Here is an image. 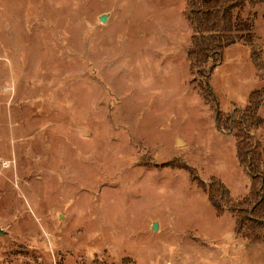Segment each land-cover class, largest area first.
<instances>
[{
  "label": "rangeland",
  "instance_id": "rangeland-1",
  "mask_svg": "<svg viewBox=\"0 0 264 264\" xmlns=\"http://www.w3.org/2000/svg\"><path fill=\"white\" fill-rule=\"evenodd\" d=\"M190 11L0 0V264H264L234 124L264 159V0L202 64Z\"/></svg>",
  "mask_w": 264,
  "mask_h": 264
},
{
  "label": "trees",
  "instance_id": "trees-1",
  "mask_svg": "<svg viewBox=\"0 0 264 264\" xmlns=\"http://www.w3.org/2000/svg\"><path fill=\"white\" fill-rule=\"evenodd\" d=\"M247 0H189L191 4L190 19L198 34L194 37V47L190 53L195 55L197 63H205L211 53H217L222 49L221 30L223 27V15L226 11L242 9ZM239 17V16H238ZM197 56V58H196ZM199 56V58H198ZM214 66H212L213 68ZM211 68V69H212ZM259 91L253 92L252 97L261 96ZM257 107L255 106V109ZM254 110V108L252 109ZM250 109L245 110L242 118L236 120L239 126L236 128V137L239 157L245 163L251 173L255 188L252 196L257 195L259 199L252 205L251 211L261 217L264 225V159L261 157L259 145L252 141L248 118Z\"/></svg>",
  "mask_w": 264,
  "mask_h": 264
},
{
  "label": "water",
  "instance_id": "water-1",
  "mask_svg": "<svg viewBox=\"0 0 264 264\" xmlns=\"http://www.w3.org/2000/svg\"><path fill=\"white\" fill-rule=\"evenodd\" d=\"M106 19H107V15H106V14H102V15L100 16V20H101L102 22H105ZM156 227H157V223H154L153 228H156Z\"/></svg>",
  "mask_w": 264,
  "mask_h": 264
}]
</instances>
